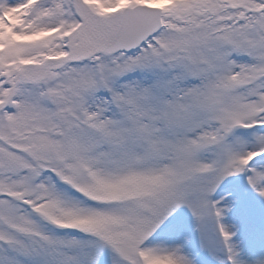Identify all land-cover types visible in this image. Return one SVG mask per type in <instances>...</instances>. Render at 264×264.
Here are the masks:
<instances>
[{
  "label": "snow or ice",
  "instance_id": "6c2138e0",
  "mask_svg": "<svg viewBox=\"0 0 264 264\" xmlns=\"http://www.w3.org/2000/svg\"><path fill=\"white\" fill-rule=\"evenodd\" d=\"M0 264H264V0H0Z\"/></svg>",
  "mask_w": 264,
  "mask_h": 264
}]
</instances>
